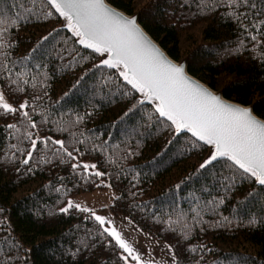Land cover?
I'll use <instances>...</instances> for the list:
<instances>
[{"label":"trees","instance_id":"trees-1","mask_svg":"<svg viewBox=\"0 0 264 264\" xmlns=\"http://www.w3.org/2000/svg\"><path fill=\"white\" fill-rule=\"evenodd\" d=\"M106 1L127 15L137 14L139 25L172 60H186L189 75L264 120V59L259 55L264 46L253 47L246 37L241 44L238 22L224 8L201 11L196 0ZM11 3L0 0V11L11 13ZM26 7L33 6L26 0ZM6 39L14 45L6 49L12 53V74L2 77L1 90L11 103L29 101L25 110L42 137L64 140L69 151L81 153L79 161L65 155L64 163L49 149L34 153L29 172L20 163L22 154L9 145L28 146L18 138L30 121L18 113L0 114V242L7 236L4 254L13 257V264H125L123 250L101 235L90 213L60 212L69 197L105 188L116 194L108 209L171 245L177 264H264V185L234 169L232 186L222 188L218 174H233L226 172L231 162L224 159L197 171L210 147L189 133H176L154 104L139 103L141 94L118 70L94 67L100 54L79 44L43 0ZM17 86L24 91L9 95ZM9 123L19 131L7 129ZM42 157L51 162L40 163ZM77 162H91L104 175L73 171ZM205 186L223 203L198 223L181 210L189 208L190 194L202 195ZM170 202H176V210L164 211ZM185 223L191 228L188 239L182 238Z\"/></svg>","mask_w":264,"mask_h":264},{"label":"snow or ice","instance_id":"snow-or-ice-1","mask_svg":"<svg viewBox=\"0 0 264 264\" xmlns=\"http://www.w3.org/2000/svg\"><path fill=\"white\" fill-rule=\"evenodd\" d=\"M27 2L33 7H26V0H12L11 13L6 14L0 11V83L4 82L3 76L12 74V68L9 67L13 63L9 60L12 53L6 49L14 45L9 43L6 37L10 31L15 30L19 20L27 19L34 14L40 0H27ZM43 2L67 20L66 27L70 28L79 38V44L100 54L99 64L94 67L106 66L118 70L119 77L131 85L137 93L142 94L143 99L139 103L155 102V112L159 117L171 122L176 133L187 130L198 141L211 146L213 150L199 165L197 171L206 169L214 162L224 159L231 162L225 165L226 172L233 173L234 169L239 170L254 178L255 183L264 185V121L253 116L250 109L226 103L219 96L190 79L185 74L182 65L169 61L139 29L135 17H124L106 6L103 0H43ZM196 7L201 11L224 8L226 14L238 22L241 44L244 43L246 37L253 47L264 46V39H262L264 38V19L260 18L264 16V0H196ZM228 9L231 11L229 12ZM51 14V11L47 13V15ZM50 36L51 33L42 37L41 40L47 41ZM36 50L32 49L28 55L31 56V53ZM259 55L261 59H264V52ZM11 83L15 85L17 81H11ZM23 91V88L17 86L10 89L9 95ZM33 98L40 99L38 96ZM14 103H18V107H14ZM29 107L27 99L20 101L17 98L10 103L5 93L0 91V114L18 113L24 120L30 121L28 128L18 138V143L27 142L28 146L18 148L16 143L9 145L10 148L22 154L23 158L20 159V163L25 166L26 170L32 171L31 162L35 159L34 153L39 154L45 149L51 150L53 156L59 157L61 163L65 162V155L72 160L79 161L81 154L79 149L69 151L64 140L54 139L51 136L42 137L36 131L37 123L25 110ZM125 115L128 113L126 112ZM6 128L19 131L15 123L7 124ZM52 146L58 147L53 148ZM74 152L76 155L73 154ZM50 162L51 158L45 160L42 157L40 160V163ZM71 167L73 171L82 168L85 173L97 177L104 175L100 171L89 172L90 169H96L95 164L77 162ZM19 170L18 168L17 171ZM234 179V173L229 175L222 171L218 174L216 183L228 189L232 186ZM200 191L202 195L199 196L191 193V198L187 200L189 208L181 210V215L191 212L192 219L197 220L198 223L204 214H215L218 205L223 203V198L218 199L213 195L211 186H205ZM251 195L252 193H249V196ZM176 208V202H170L163 210L175 211ZM70 209L90 213V218H94L102 227L101 235L107 234L123 250L121 259L125 261V264H129L130 258L137 264H168L166 260L152 258L151 254L147 259L142 258L134 247L122 238L121 231L116 227L105 226L106 222L109 226L113 225V221L108 217L97 215L93 209L82 206L71 199L67 201L66 206L60 209V212L68 213ZM2 211L3 209H0V212ZM0 223L3 222L0 221ZM181 228L184 232L182 238L188 239L191 234L190 226L185 223L181 225ZM5 243H10L7 236L4 237L3 242H0V264H13V257L4 254ZM200 247L205 246L200 245ZM165 248L166 255H171L172 264H177L172 246L166 245ZM189 249L192 252L196 251V248L191 245ZM195 264H200V261L196 260Z\"/></svg>","mask_w":264,"mask_h":264},{"label":"rangeland","instance_id":"rangeland-1","mask_svg":"<svg viewBox=\"0 0 264 264\" xmlns=\"http://www.w3.org/2000/svg\"><path fill=\"white\" fill-rule=\"evenodd\" d=\"M0 91H2L1 88ZM8 102L10 101L8 100ZM85 163L92 164L91 162H85ZM90 171L93 172L97 170L90 169ZM115 195L116 194L113 190H111L110 188H105V189H97L89 193L73 195L69 197L68 200L71 199L76 203L81 204L82 206H86L90 209H93L97 215L105 216L111 219L113 221V225L109 226L107 225L106 222L105 226L116 227L117 230L121 231L122 238L127 240L134 247L137 253H139L142 256V258L147 259L149 258V254H151L152 258L154 259L166 260L168 261V264H172L171 255H166L167 250L165 246L169 245L168 243L154 239L149 234L140 230L126 216L114 215L108 209ZM66 203L64 206H66ZM130 262L132 264H137V262L131 260V258H130Z\"/></svg>","mask_w":264,"mask_h":264},{"label":"water","instance_id":"water-1","mask_svg":"<svg viewBox=\"0 0 264 264\" xmlns=\"http://www.w3.org/2000/svg\"><path fill=\"white\" fill-rule=\"evenodd\" d=\"M103 3L106 5V6H108V7H110L113 11H115V12H118L119 14H121V15H123L124 17H126V18H132V17H135V20H136V25L139 27V29L152 41V43L164 54V56L169 60V61H171L172 63H174V64H177V65H182L183 66V68H184V72H185V74L190 78V79H192V80H194V81H196L198 84H200L202 87H204V88H207L210 92H212L214 95H217V96H219L220 97V99L221 100H223L224 102H226V103H231V104H233V105H235V106H237V107H244V108H248V109H250L251 110V113H252V115L253 116H255L256 118H258L255 114H254V112H253V109L251 108V107H248V106H243V105H240V104H238V103H235V102H232V101H229V100H227V99H225L223 96H222V94L220 93V92H215V91H213L212 89H210L207 85H205L204 83H202V82H200L199 80H197L196 78H194V77H192L191 75H189V73L187 72V63H186V61L185 60H183V61H181V62H175L174 60H172L167 54H166V52L143 30V28L139 25V23H138V16L137 15H127V14H125V13H123L122 11H120V10H118V9H116L115 7H113V6H111L109 3H107V1L106 0H103ZM63 20H64V26L66 27V24L68 23L67 22V20H65V18L64 17H62V16H60ZM68 30H70V31H72L70 28H68V27H66ZM75 35V34H74ZM79 38L77 37V40H78ZM84 46V45H83ZM85 47V46H84ZM93 50V49H92ZM105 58H106V55H105ZM141 96H142V94H141ZM142 99H143V96H142ZM145 103H152V104H154V106H155V102H153V101H145ZM258 119H260V118H258ZM261 121H264V120H262V119H260ZM180 133H189L190 135H192V133L191 132H188L187 130H182ZM193 136V135H192ZM194 137V136H193ZM195 138V137H194ZM200 142H202V141H200ZM202 143H204V142H202ZM206 145V144H205ZM207 146H209V145H207ZM210 147V150H209V153H208V155H207V157H206V159L208 158V156L210 155V153H211V151L213 150L212 148H211V146H209ZM220 160H222V159H220ZM219 161V160H218Z\"/></svg>","mask_w":264,"mask_h":264}]
</instances>
